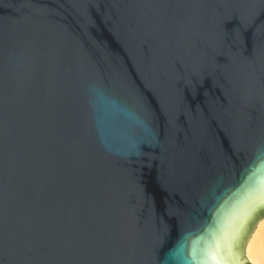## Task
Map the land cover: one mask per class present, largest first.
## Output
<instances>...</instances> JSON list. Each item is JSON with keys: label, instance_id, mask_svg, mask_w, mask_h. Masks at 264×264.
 Here are the masks:
<instances>
[{"label": "water", "instance_id": "1", "mask_svg": "<svg viewBox=\"0 0 264 264\" xmlns=\"http://www.w3.org/2000/svg\"><path fill=\"white\" fill-rule=\"evenodd\" d=\"M261 214L264 0H0V264H252Z\"/></svg>", "mask_w": 264, "mask_h": 264}, {"label": "bare ground", "instance_id": "2", "mask_svg": "<svg viewBox=\"0 0 264 264\" xmlns=\"http://www.w3.org/2000/svg\"><path fill=\"white\" fill-rule=\"evenodd\" d=\"M243 256L252 264H264V217L258 220L246 241Z\"/></svg>", "mask_w": 264, "mask_h": 264}, {"label": "rangeland", "instance_id": "3", "mask_svg": "<svg viewBox=\"0 0 264 264\" xmlns=\"http://www.w3.org/2000/svg\"><path fill=\"white\" fill-rule=\"evenodd\" d=\"M261 217L263 218V217H264V214L259 215V216L256 218V220H254V221L252 222L251 227H250V231H249V233H248V234L246 235V237H245L244 245H245L246 241L248 240L249 236L251 235L252 231H253L254 228L256 227V224H257L258 220L261 219Z\"/></svg>", "mask_w": 264, "mask_h": 264}]
</instances>
